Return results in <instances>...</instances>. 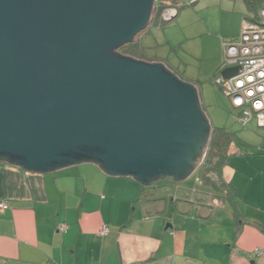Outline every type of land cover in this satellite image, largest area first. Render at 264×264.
<instances>
[{
  "label": "water",
  "instance_id": "1",
  "mask_svg": "<svg viewBox=\"0 0 264 264\" xmlns=\"http://www.w3.org/2000/svg\"><path fill=\"white\" fill-rule=\"evenodd\" d=\"M154 4L0 0V155L18 160L0 159L51 171L81 154L144 185L192 176L213 131L197 87L114 51L150 24Z\"/></svg>",
  "mask_w": 264,
  "mask_h": 264
},
{
  "label": "crops",
  "instance_id": "2",
  "mask_svg": "<svg viewBox=\"0 0 264 264\" xmlns=\"http://www.w3.org/2000/svg\"><path fill=\"white\" fill-rule=\"evenodd\" d=\"M234 146L221 177L236 195L220 190L184 213L146 195L160 179L144 185L95 161L36 171L0 159V264H264V147Z\"/></svg>",
  "mask_w": 264,
  "mask_h": 264
},
{
  "label": "rangeland",
  "instance_id": "3",
  "mask_svg": "<svg viewBox=\"0 0 264 264\" xmlns=\"http://www.w3.org/2000/svg\"><path fill=\"white\" fill-rule=\"evenodd\" d=\"M174 4L179 7L175 19L164 21L156 16L133 42L114 51L162 63L182 80L195 85L212 127L233 132L236 151H244L249 146L261 152L264 127H260L255 118L244 125L232 108L231 98L216 84V79L227 68L224 64L226 45L240 40L243 20L249 13L245 1L178 0ZM204 174L205 170L200 168L184 182L161 180L146 189V195L159 193L167 202L174 198L176 213H184L198 202H210L212 195L221 196L220 189L204 182Z\"/></svg>",
  "mask_w": 264,
  "mask_h": 264
},
{
  "label": "built area",
  "instance_id": "4",
  "mask_svg": "<svg viewBox=\"0 0 264 264\" xmlns=\"http://www.w3.org/2000/svg\"><path fill=\"white\" fill-rule=\"evenodd\" d=\"M154 1L153 14L158 11L164 21L179 15V7L174 4L178 0ZM224 64L237 67L238 72L229 78L221 75L216 84L231 98V104L239 112L244 125L255 118L258 125L264 127V6L258 21L244 18L240 40L226 45ZM7 208L8 204L0 202V209ZM62 229L66 226L63 225ZM109 231V226L103 225L100 235H107Z\"/></svg>",
  "mask_w": 264,
  "mask_h": 264
},
{
  "label": "trees",
  "instance_id": "5",
  "mask_svg": "<svg viewBox=\"0 0 264 264\" xmlns=\"http://www.w3.org/2000/svg\"><path fill=\"white\" fill-rule=\"evenodd\" d=\"M244 1L246 4V8L249 12L248 14H246L245 17L252 21H258L260 10L264 6V0H244ZM156 16H159L158 11L154 12L152 21L157 19L155 18ZM120 54L124 55L123 53ZM127 56L133 57L132 55H127ZM234 137H235L234 133L227 131L226 128L214 127L212 131L210 146L208 148L206 158L202 163L203 164L202 166L204 167L203 169L205 170L204 182L214 186L216 189H220L224 191L226 190V193H228L227 196H229V198L231 199L233 198V196L236 195V192L233 188H231L223 181V178L221 177V170L225 161L228 158V154H229L228 152L231 143L234 141ZM0 157L13 161L18 160L11 156L0 155ZM75 158L76 161L90 160L101 163L100 160L96 158L81 154L76 155ZM156 177L159 179L162 178L163 175H156ZM144 189H146V187H144Z\"/></svg>",
  "mask_w": 264,
  "mask_h": 264
},
{
  "label": "flooded vegetation",
  "instance_id": "6",
  "mask_svg": "<svg viewBox=\"0 0 264 264\" xmlns=\"http://www.w3.org/2000/svg\"><path fill=\"white\" fill-rule=\"evenodd\" d=\"M157 183V182H156ZM153 186V184L152 185H150V187H152Z\"/></svg>",
  "mask_w": 264,
  "mask_h": 264
}]
</instances>
